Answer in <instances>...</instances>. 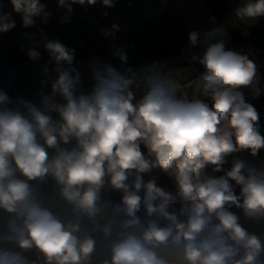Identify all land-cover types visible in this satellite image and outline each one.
I'll list each match as a JSON object with an SVG mask.
<instances>
[{"label":"clouds","instance_id":"clouds-1","mask_svg":"<svg viewBox=\"0 0 264 264\" xmlns=\"http://www.w3.org/2000/svg\"><path fill=\"white\" fill-rule=\"evenodd\" d=\"M119 2L55 9L68 24L77 6L107 18ZM13 13L24 29L53 17L44 0H0V33ZM261 20L264 0H239L178 54L139 67L113 43L117 63L93 56L87 80L76 49L38 28L26 54L47 52L40 90L0 85V264H264V169L244 158L264 149V64L231 35ZM99 31L115 41L121 25Z\"/></svg>","mask_w":264,"mask_h":264},{"label":"crops","instance_id":"crops-1","mask_svg":"<svg viewBox=\"0 0 264 264\" xmlns=\"http://www.w3.org/2000/svg\"><path fill=\"white\" fill-rule=\"evenodd\" d=\"M120 0L117 7L108 10L107 18L102 16L99 5L87 11L77 6L68 24L59 23L55 0H44L53 12L47 24H40L29 29L21 27L20 17L13 13L17 26L8 33H0V85L15 94L22 93L29 98L40 90V66L47 60V52L42 45L39 63L27 57L29 47H37L36 41L42 40L37 31L43 27L47 38H58L68 47L76 49L74 63L80 66L82 76L88 78V62L93 56L105 62L116 64L110 55L113 43L123 46L129 56V65L139 67L153 61L182 46L185 36L193 29L209 28V14L215 15L218 22L231 18V12L239 0ZM7 10H10L7 9ZM112 23L121 25L117 39H105L100 33L101 27H110ZM25 32L34 33L33 40H27ZM232 40L249 47H264V20L258 25L240 23V28L231 33ZM243 35H248L244 38ZM136 45L135 49L128 47ZM23 46L24 51H19ZM119 67V65L117 64ZM47 91V89H45Z\"/></svg>","mask_w":264,"mask_h":264},{"label":"rangeland","instance_id":"rangeland-1","mask_svg":"<svg viewBox=\"0 0 264 264\" xmlns=\"http://www.w3.org/2000/svg\"><path fill=\"white\" fill-rule=\"evenodd\" d=\"M204 29H206V28H204ZM186 43H187V36H185V38H184V42L182 44V47L185 46ZM182 47L176 49L174 52H168L166 54L160 55V56L156 57L154 60H164V58H168V56H170L172 53L178 54ZM262 86H264V81H262ZM255 104H256L257 108L264 107V95H262L258 101H255ZM260 120H261V134L264 135V115L260 116ZM262 156H264V149L261 150L260 155L256 158H253V157L247 156V155H245L244 158L247 160L248 163H251L252 161L257 160L259 157H262Z\"/></svg>","mask_w":264,"mask_h":264},{"label":"built area","instance_id":"built-area-1","mask_svg":"<svg viewBox=\"0 0 264 264\" xmlns=\"http://www.w3.org/2000/svg\"><path fill=\"white\" fill-rule=\"evenodd\" d=\"M233 46H238L237 50L239 51H243V52H247L249 49H252L255 52L256 58H257V62L259 64H263L264 63V48H260V47H249L246 45H242L239 43H236L235 41H233ZM182 47V46H181ZM258 50V51H256ZM176 55V53H172L170 56H168V58H171L172 56ZM168 58H164V59H168ZM202 71V69H201Z\"/></svg>","mask_w":264,"mask_h":264},{"label":"trees","instance_id":"trees-1","mask_svg":"<svg viewBox=\"0 0 264 264\" xmlns=\"http://www.w3.org/2000/svg\"><path fill=\"white\" fill-rule=\"evenodd\" d=\"M218 2H220V1L218 0ZM236 43H240V42H236ZM174 51H175V49L171 50L170 52H174ZM249 164L253 165V166H255V167L259 168V169H264V156L259 157L257 160H254V161H252Z\"/></svg>","mask_w":264,"mask_h":264},{"label":"water","instance_id":"water-1","mask_svg":"<svg viewBox=\"0 0 264 264\" xmlns=\"http://www.w3.org/2000/svg\"><path fill=\"white\" fill-rule=\"evenodd\" d=\"M258 109L260 111V116H263L264 115V107H260Z\"/></svg>","mask_w":264,"mask_h":264}]
</instances>
